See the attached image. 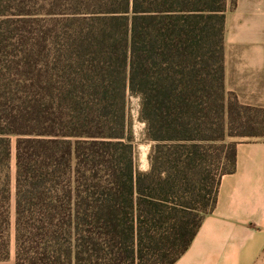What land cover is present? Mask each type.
<instances>
[{"label":"trees","instance_id":"trees-1","mask_svg":"<svg viewBox=\"0 0 264 264\" xmlns=\"http://www.w3.org/2000/svg\"><path fill=\"white\" fill-rule=\"evenodd\" d=\"M236 5L0 0V264L12 183L14 264H173L187 250L235 170L228 138L264 136V108L225 88Z\"/></svg>","mask_w":264,"mask_h":264},{"label":"crops","instance_id":"crops-1","mask_svg":"<svg viewBox=\"0 0 264 264\" xmlns=\"http://www.w3.org/2000/svg\"><path fill=\"white\" fill-rule=\"evenodd\" d=\"M225 88L264 108V0H237L225 20ZM173 264H264V136L237 140L214 209Z\"/></svg>","mask_w":264,"mask_h":264},{"label":"rangeland","instance_id":"rangeland-1","mask_svg":"<svg viewBox=\"0 0 264 264\" xmlns=\"http://www.w3.org/2000/svg\"><path fill=\"white\" fill-rule=\"evenodd\" d=\"M128 109H129V126L130 130L133 134L134 137V144H135V161L137 168L139 170H146L149 167L148 164V153L151 148V142H149L145 138V123L141 121L139 118V107H140V99L139 97L135 95H130L128 97ZM261 136H253V137H248V136H236L233 138H228V140H239V139H245V140H254L258 139ZM14 142L15 139L14 137L11 138V146L14 151ZM214 150L210 151V155L208 157L207 162L210 163V168L214 167L213 166V160H212V154ZM14 160L11 162V174L12 176L14 175ZM11 192H12V198L10 202V227H9V239H10V253H9V258L7 259L6 262L3 264H14V198H13V192H14V186L13 183L11 185Z\"/></svg>","mask_w":264,"mask_h":264}]
</instances>
